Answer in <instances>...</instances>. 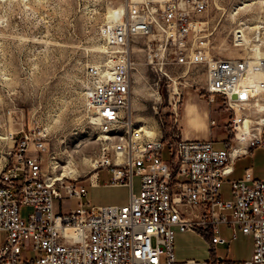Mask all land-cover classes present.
Listing matches in <instances>:
<instances>
[{
  "label": "built area",
  "instance_id": "built-area-1",
  "mask_svg": "<svg viewBox=\"0 0 264 264\" xmlns=\"http://www.w3.org/2000/svg\"><path fill=\"white\" fill-rule=\"evenodd\" d=\"M102 1L107 9L98 35L109 61L84 74L87 105L104 140L94 174L106 172L109 187H128L127 205L85 208L92 182L51 181L43 172V137L23 133L0 170V264H264V180L246 170L228 181V197L222 194L235 161L253 147L264 149V122L256 133L251 126L244 151L232 154L234 145L215 149L210 139L150 136L129 108L131 70L140 55L168 69L200 71L203 97L231 113L236 138L249 107L264 120V58L209 56L207 0ZM209 125L214 129L216 121ZM22 210L29 212L22 216ZM176 232L207 237L211 252L241 233L251 239L252 255L240 263L215 253L176 263ZM22 253L35 255L23 260Z\"/></svg>",
  "mask_w": 264,
  "mask_h": 264
},
{
  "label": "rangeland",
  "instance_id": "rangeland-1",
  "mask_svg": "<svg viewBox=\"0 0 264 264\" xmlns=\"http://www.w3.org/2000/svg\"><path fill=\"white\" fill-rule=\"evenodd\" d=\"M106 7L102 0H0V170L9 161L14 141L30 131L44 139L43 172L49 177L60 178L64 166H70L77 175L59 180L62 182L88 181L94 175L104 140L87 105L84 74L91 65L105 66L109 61L98 35ZM207 9L205 41L209 56L253 58L242 47H233L235 32L240 29L249 40L259 33L260 54L264 56V0H207ZM250 28L256 29L252 32ZM136 59L129 105L135 123L166 140L173 135L181 137V105H189L190 114L205 107L209 120L216 121L209 138L213 147L234 145L231 113L219 109V103L210 106L203 97L204 73L168 69L160 60L150 61L141 55ZM173 88L179 95H173ZM247 115L253 132H258L257 121L263 116L253 106ZM249 152L235 161L234 175L224 181L225 197L230 189L228 181L238 179L246 169L252 171L253 179L264 180V149L256 146ZM163 159L167 161L168 155L164 153ZM105 173H100L101 181ZM137 185L134 179V193L138 192ZM87 191L83 202L90 206L85 208L111 205L125 198L123 191L111 196L102 188ZM69 205L79 207L76 201ZM28 212L22 210V216ZM220 232L222 237H230L225 228ZM178 234L173 246L175 262L206 261L213 253L238 262L250 255V239L241 233L229 245L216 246L214 252L208 248L207 237L194 232ZM34 255L22 253V258L32 259Z\"/></svg>",
  "mask_w": 264,
  "mask_h": 264
},
{
  "label": "crops",
  "instance_id": "crops-1",
  "mask_svg": "<svg viewBox=\"0 0 264 264\" xmlns=\"http://www.w3.org/2000/svg\"><path fill=\"white\" fill-rule=\"evenodd\" d=\"M187 102L188 101H186V103ZM181 106H182V108H181V118H180V133H181V137L184 138L185 140H188V141L189 140H205V139H209L210 136L214 134V132H213V129H211L210 125H209V118H208L209 117V111H208V109L204 107V109L195 111L194 113L190 114L188 112V109L190 108L189 105L185 106V104L183 103ZM243 156H245V155H243ZM246 170H250V169H246ZM245 171H244V173H245ZM101 172H104V171H102V170L97 171V173H95L92 176L90 181H85L86 184H88L89 182H92L91 183L92 185L90 187H88V188H91V189L102 188V189L106 190V192L110 196H111V194H114L116 191H123V192H125L124 200H122L119 203H113L111 205H116V206L127 205V201H128V197H129V189H128V187L126 188L124 186H111V187L107 186L106 183L108 181L109 176H108L107 173H105V178L101 181V176H100ZM234 173H235V168H234L233 175H234ZM243 174H242V176H243ZM242 176L238 177V179H241ZM238 179H235V180H238ZM111 205H102V206H111ZM97 206H101V205H97ZM185 234H192V233H185ZM178 235L182 236L183 234L182 235L178 234ZM250 247H251V249H250V255H249L248 259H250L251 255H252V249H253L252 244H251V239H250ZM208 248H210L209 243H208ZM241 261H243V260H241ZM241 261H238L236 263H240Z\"/></svg>",
  "mask_w": 264,
  "mask_h": 264
},
{
  "label": "bare ground",
  "instance_id": "bare-ground-1",
  "mask_svg": "<svg viewBox=\"0 0 264 264\" xmlns=\"http://www.w3.org/2000/svg\"><path fill=\"white\" fill-rule=\"evenodd\" d=\"M238 10L239 11L240 10H244V8H239ZM107 12H108V15L111 13L109 10ZM234 14L231 16V18H233ZM255 29L256 28H250V30H252V32H254ZM259 42H260V40H259V33H256L255 32L253 38L249 40L246 37L245 30L244 29H240L239 31H236L235 32L233 47H242L244 50L247 51L248 54L251 53V55L253 56L254 59L264 58V56H262L260 54V45H259ZM173 90H174L173 91V95H179V90H177L176 88H173ZM239 93L241 95H244V97H246V90L245 89L239 90ZM84 95L86 96L87 93L85 92ZM151 96L154 97V95H151ZM131 99H132V97H131ZM155 99L158 100V96L157 95H156ZM130 103H131V100H130ZM257 122H259L257 125H260V124H262L264 122V120L263 119H260ZM251 125H252L251 124V121L248 120L247 118H245L243 124H241L238 127V133L236 135L237 137L234 140L235 143H234V147H233V150H232V152H233L232 154H235L239 150H240V152L244 151L243 150L244 149L243 146H240L241 143H242V141L248 140L251 137H253V135H254L250 131ZM143 130L148 135H150V136H154L155 135V132L154 131H150L145 126H143ZM256 130H259V128H256ZM243 133L245 134L244 136H246V137L243 140H241L240 139V137H241L240 134H243ZM53 169H55V167ZM60 175H61L60 178H57L58 176L55 177V178H51L50 177V180L51 181H59V180L65 178V177H67V178L68 177L69 178H74L77 175V173L70 166H64L63 169H62V173Z\"/></svg>",
  "mask_w": 264,
  "mask_h": 264
},
{
  "label": "water",
  "instance_id": "water-1",
  "mask_svg": "<svg viewBox=\"0 0 264 264\" xmlns=\"http://www.w3.org/2000/svg\"><path fill=\"white\" fill-rule=\"evenodd\" d=\"M236 97L235 96H233V99H235Z\"/></svg>",
  "mask_w": 264,
  "mask_h": 264
},
{
  "label": "trees",
  "instance_id": "trees-1",
  "mask_svg": "<svg viewBox=\"0 0 264 264\" xmlns=\"http://www.w3.org/2000/svg\"><path fill=\"white\" fill-rule=\"evenodd\" d=\"M226 144H227V143H226ZM226 144H224V146H225Z\"/></svg>",
  "mask_w": 264,
  "mask_h": 264
}]
</instances>
